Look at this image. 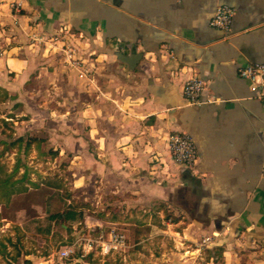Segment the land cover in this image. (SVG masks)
<instances>
[{"label": "crops", "instance_id": "crops-1", "mask_svg": "<svg viewBox=\"0 0 264 264\" xmlns=\"http://www.w3.org/2000/svg\"><path fill=\"white\" fill-rule=\"evenodd\" d=\"M220 5L235 10L229 33L211 25ZM71 32L79 58L59 52L78 48ZM134 54V70L118 59ZM262 63L264 0H0V218L52 190L87 233L133 226L151 233L138 244L162 243L148 262L138 248L120 264H264V110L240 76ZM195 77L202 105L184 97ZM174 131L194 139L195 167L172 161ZM65 229L70 260L24 247L22 264H117L83 257L87 235ZM208 236L224 245L194 246Z\"/></svg>", "mask_w": 264, "mask_h": 264}, {"label": "rangeland", "instance_id": "rangeland-1", "mask_svg": "<svg viewBox=\"0 0 264 264\" xmlns=\"http://www.w3.org/2000/svg\"><path fill=\"white\" fill-rule=\"evenodd\" d=\"M71 34L72 37L70 38L72 40L74 39V42L76 43L78 48L76 46L63 45L60 46L59 52L65 57L71 56V54L75 56L78 53L76 58H79V56L82 55V51L80 47L81 44H77V41L82 42L83 38L76 36L72 32ZM66 37H69V35ZM80 61V59H75L73 63L79 64ZM3 149H5V147H1L0 151H4ZM7 162L8 161H5V163ZM58 201L60 200L57 192L46 189H32L28 194L20 196V198H16L12 206L4 209L3 215L6 220H2L0 218V264H12L13 262L20 264L24 263V257L21 255L20 250V248L23 249L24 247L30 252H35L38 256L48 255L52 252L60 251V248L62 246V244L60 243V238L62 237L61 235H67L65 231L66 225L69 226L68 230L71 232L77 231L79 235L89 234L87 233L88 230H86L84 224L77 225L76 223L72 222L50 220L51 215L60 213L62 210H64V208H62L63 206L58 205ZM112 228H116L122 231L127 236L129 243L127 252L129 251V253H131L133 250L140 248L143 250V254H147L144 259L145 262H148V258L150 257L149 249L154 250L155 248L161 247L162 245V243H160V241L158 240H147L143 244H138V237L140 235H151V233H141L138 228L133 226L130 228H124L121 225L105 226L103 230H100L96 233H90L92 235H99L102 232L106 234ZM22 235H29L28 240H24L25 246L22 241ZM40 235H56V237H54V240L52 242H43L40 240ZM12 237H16V240H12ZM196 243H198L194 245L196 248L201 247L203 250H207L210 247H213V245H218V243H223L224 245V239H219L217 244H212L213 241L211 237L208 236L202 238L199 242ZM217 247V253L220 254L223 249V246ZM127 252L123 254H127ZM209 258L210 257L207 256V259ZM113 259V261L117 264H120V261L124 263L121 258V255L117 254L113 257ZM55 262H58V260H56Z\"/></svg>", "mask_w": 264, "mask_h": 264}, {"label": "built area", "instance_id": "built-area-1", "mask_svg": "<svg viewBox=\"0 0 264 264\" xmlns=\"http://www.w3.org/2000/svg\"><path fill=\"white\" fill-rule=\"evenodd\" d=\"M234 16L235 10L233 8L220 5L211 21V25L216 29L229 33ZM240 76L244 81L246 80L252 84L264 110V63L244 66L240 70ZM206 90L207 84L195 77L185 83L183 92L189 105H202L206 103L203 99ZM167 144L172 161L176 165L186 168L195 167L199 160V153L194 139L189 134L179 131L171 132L168 135ZM77 248L81 249L83 257L95 251H99L103 257L122 255L128 249V238L122 231L112 228L106 234L102 232L93 236L89 233L78 243ZM76 252L73 246L65 247L57 253L56 257L59 262L63 263L70 260Z\"/></svg>", "mask_w": 264, "mask_h": 264}, {"label": "trees", "instance_id": "trees-1", "mask_svg": "<svg viewBox=\"0 0 264 264\" xmlns=\"http://www.w3.org/2000/svg\"><path fill=\"white\" fill-rule=\"evenodd\" d=\"M21 141V140H20ZM3 183H7V181L1 180ZM36 186V185H35ZM85 218L84 213L77 214L73 209H68L64 213H56L51 215V221H64L68 222L70 220H83Z\"/></svg>", "mask_w": 264, "mask_h": 264}, {"label": "water", "instance_id": "water-1", "mask_svg": "<svg viewBox=\"0 0 264 264\" xmlns=\"http://www.w3.org/2000/svg\"><path fill=\"white\" fill-rule=\"evenodd\" d=\"M118 59L129 66V68L131 70H134L137 65L139 64L140 60L142 59V55L141 54H134V55H131L129 57L127 56H124V55H118Z\"/></svg>", "mask_w": 264, "mask_h": 264}]
</instances>
